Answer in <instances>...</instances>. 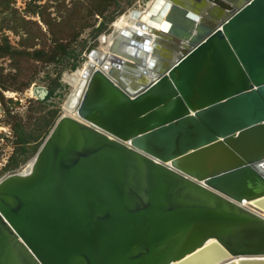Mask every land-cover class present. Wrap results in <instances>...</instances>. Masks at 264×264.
Returning <instances> with one entry per match:
<instances>
[{
	"label": "water",
	"instance_id": "95a60500",
	"mask_svg": "<svg viewBox=\"0 0 264 264\" xmlns=\"http://www.w3.org/2000/svg\"><path fill=\"white\" fill-rule=\"evenodd\" d=\"M213 1L231 14L213 30L176 0L129 12L192 47L171 63L123 31L89 64L76 116L0 179V264H264V0Z\"/></svg>",
	"mask_w": 264,
	"mask_h": 264
},
{
	"label": "rangeland",
	"instance_id": "374dc122",
	"mask_svg": "<svg viewBox=\"0 0 264 264\" xmlns=\"http://www.w3.org/2000/svg\"><path fill=\"white\" fill-rule=\"evenodd\" d=\"M148 1L0 0V179L33 160L63 114L64 77L105 52L113 25ZM37 87L43 100L29 92Z\"/></svg>",
	"mask_w": 264,
	"mask_h": 264
},
{
	"label": "bare ground",
	"instance_id": "6f19581e",
	"mask_svg": "<svg viewBox=\"0 0 264 264\" xmlns=\"http://www.w3.org/2000/svg\"><path fill=\"white\" fill-rule=\"evenodd\" d=\"M168 1L172 2V0H168ZM176 1L178 2L177 6L182 7V8L190 7L191 9H194L196 12H198V18H199L198 23L203 22L207 28H211L212 30L220 27L222 22L231 16L229 9L220 7L219 5L215 4L213 0H202L201 4L199 5L193 2H190V0L189 1L188 0H176ZM243 3H244L243 0H239L237 4V8H240V6ZM144 11H145L144 9L141 10V12H144ZM161 20L162 21L166 20V17H162ZM113 27H114L115 32L111 34L108 41L106 42L107 48L111 44V41L113 40L115 35L122 33L123 31H126L127 33H131V34H134V33L142 34V38H147L150 40V44L146 48H149L151 51L153 49L164 50V53L162 52L161 56L165 58L164 60H167L171 63L177 62L180 58H182L184 55L188 53V48L186 46L192 47L189 45L188 38L187 39H185L184 37L177 38L176 43L169 41V40L162 39V38H158L157 36L152 34V27L146 24H143L142 22H139L138 19L131 18L128 15L122 20L117 21L113 25ZM194 34L195 32H192V35ZM167 35L170 36L171 35L170 32H168ZM129 42H132V41L127 36L123 37L122 44L129 43ZM134 43H135L134 45L135 47L140 46V42L135 41ZM100 48L104 50V47L102 44H100ZM107 48H106V51L104 50L105 52H99V57H97L96 55L90 56L88 58L89 61H87L83 65V67L79 69L76 73L72 74L71 77L69 76L64 77V80L67 81V83L70 85L71 88H73V92L74 91L77 92L79 88L82 86L84 81L82 80L81 76L83 74V71L89 66L90 63H93V66H94L93 70L99 69L103 71V64L106 62V59L108 57ZM143 53L144 52L138 48L135 56L143 55ZM146 54L147 56H149L150 52ZM100 61H102V65L99 67L98 63ZM142 69L143 68L137 67L136 69L138 71L137 73H139V71H141ZM132 74L135 75L138 78V80L141 79V77H139L140 76L139 74H136V73H132ZM158 77H159V74H156L155 76H151V77L148 76L147 77L148 79H146V77H143V78L145 79V83H149V82H153ZM143 87L145 88L146 85H144ZM33 90L34 88L31 89L29 92H31V94L35 96ZM62 112L63 114H69L71 116H76L75 112L68 107V104L62 105ZM32 163H33V160H31L26 165V167L23 170H20L19 172L21 174L29 173L32 167ZM260 172L264 175V167L260 168ZM258 213L260 216L264 217V211H259Z\"/></svg>",
	"mask_w": 264,
	"mask_h": 264
}]
</instances>
